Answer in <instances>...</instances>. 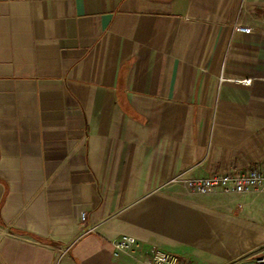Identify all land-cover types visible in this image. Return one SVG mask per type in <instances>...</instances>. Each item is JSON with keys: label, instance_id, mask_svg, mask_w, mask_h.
<instances>
[{"label": "crops", "instance_id": "0c3cea01", "mask_svg": "<svg viewBox=\"0 0 264 264\" xmlns=\"http://www.w3.org/2000/svg\"><path fill=\"white\" fill-rule=\"evenodd\" d=\"M245 166L264 0H0V264H254L264 194L170 182Z\"/></svg>", "mask_w": 264, "mask_h": 264}, {"label": "built area", "instance_id": "2783aa9c", "mask_svg": "<svg viewBox=\"0 0 264 264\" xmlns=\"http://www.w3.org/2000/svg\"><path fill=\"white\" fill-rule=\"evenodd\" d=\"M238 31L249 32L247 25L237 24ZM223 79V77H221ZM243 84L251 83L252 78L232 79ZM170 182H180L189 191L197 194L221 193L226 195H242L244 193L255 192L264 194V172L256 166H245L242 169L216 172L208 176H182L177 175ZM84 212L81 217L84 218ZM134 243V238L130 235H121L112 242V252L117 255L126 252ZM140 264H186L183 257L164 250L155 248L151 257L142 259ZM254 264H264V254L254 259Z\"/></svg>", "mask_w": 264, "mask_h": 264}]
</instances>
